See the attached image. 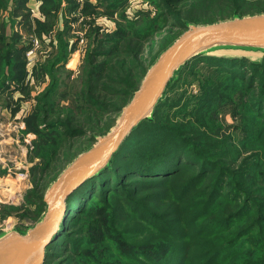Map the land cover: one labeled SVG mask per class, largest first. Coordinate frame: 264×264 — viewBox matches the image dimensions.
<instances>
[{"label": "trees", "instance_id": "obj_1", "mask_svg": "<svg viewBox=\"0 0 264 264\" xmlns=\"http://www.w3.org/2000/svg\"><path fill=\"white\" fill-rule=\"evenodd\" d=\"M29 1L0 0V8L6 2L5 10L9 12L4 20L3 36L0 37L5 45L0 55L3 65L0 93L9 88L3 81L7 72V81L25 84L27 75L22 71V57L32 49L33 44L19 45L22 36L13 31L9 36L5 24L8 19L10 27L14 28L21 25L17 16L24 19L22 24L35 27V32L43 38L44 32L50 33L55 27V23L47 22L48 18L59 17L57 12L53 13L52 6H58V10L61 8V13L64 11L63 19L66 11L80 9L79 0H37L42 4V19L31 21L33 14L30 17V12L27 13L31 10ZM181 1L185 0L156 2L160 12L166 13L169 12L166 9L169 4L174 6ZM85 2L87 7L84 9V4L83 12L86 15V9L92 5L89 0ZM125 3L126 0H114L108 5V13L119 12ZM63 4L67 6L62 7ZM231 6L233 8L234 5ZM235 16L242 15L235 13L231 18ZM80 17H75L74 21ZM65 21L70 22L68 16ZM143 22V26L127 22L126 26H120L104 37L99 29L94 30L95 38L85 57L80 93L87 105L101 114L118 112L120 115L139 89L149 68L178 38L143 69L140 84L133 83L129 76H125L127 68L120 58L133 56L137 64V54L159 31L156 29L158 18H146ZM168 22L167 15L166 25ZM67 23L64 27H69ZM211 23L215 22L206 24ZM190 24L201 25L195 21L186 22L184 30ZM58 41V51L47 63L50 67L37 66L40 71V75L36 73L37 79L50 77V85L36 97L38 106L35 113L40 114L44 122L36 119L34 127L38 136L59 140L51 150L37 145L43 155L40 164L34 168L36 175H41L56 162L65 142L86 134L85 127L75 125L73 118L76 113L72 107L65 108L69 116L55 111L53 94L57 93L61 84L53 70L68 63L74 51V47L62 41V33H59ZM226 53L239 55L208 54L188 62L176 74L156 108L154 118L136 128L114 156L111 166L79 188L70 199V214L63 237L72 252L73 256L69 257L73 260L72 264H264V53ZM199 67L208 68L210 76L202 81V94L194 98L191 115L185 113L186 117L189 116L188 120L175 124L170 120L173 114L168 110H175L180 100L171 99L170 93L184 73ZM17 68L21 70L19 73L15 71ZM111 82L125 86V99L120 108L96 96L98 89H110L107 83ZM233 95L241 96L239 113L242 114L243 139L225 136L222 129L217 128L219 119L215 109L222 107L225 101L233 102ZM41 123L45 125L42 129ZM112 128L106 133L94 135L95 143L96 137L107 134ZM98 190L99 200L93 202L91 198L97 196ZM40 202L45 209L36 223L47 209L44 196L40 197ZM98 214L110 221L107 231L97 223L84 227L85 222ZM29 227L18 230L25 232ZM83 237L87 241L83 242ZM93 239L99 244L100 260L76 253L77 249L84 247L83 244L93 242ZM56 243L48 248L45 264H51V251ZM107 252H111L115 259L110 255L105 258Z\"/></svg>", "mask_w": 264, "mask_h": 264}, {"label": "rangeland", "instance_id": "obj_2", "mask_svg": "<svg viewBox=\"0 0 264 264\" xmlns=\"http://www.w3.org/2000/svg\"><path fill=\"white\" fill-rule=\"evenodd\" d=\"M113 1L89 0L92 6L86 9L85 15L83 10L87 7V4L85 0H79L80 9L75 12L66 11L64 19V11L61 13V8L58 10V6H52L53 13L57 12L59 17L48 18L47 22L55 23V27L50 33L44 32L43 38H40V34L38 35L35 32V27L33 29L32 27H26L25 23L22 24L24 19L21 20L17 15L21 25H17L15 28L10 27L11 21L9 19L8 23H5L9 36L12 31L22 36L21 40L18 41L19 45L33 44L32 49L28 50L22 57L24 64H22L23 68H21L24 71V75H27L25 84L21 85L19 81H7V72L3 77V81L7 83L9 88L0 93V233L35 225L37 218L45 209V206L40 202V197H45L46 189L52 180L57 178L59 173L64 170L74 157L95 144L94 135L106 133L108 129L116 124L119 116L118 112L101 114V112H97L94 108L88 106L83 99L82 93H80L84 81L82 76L85 67V57L95 38L94 30L99 29L100 35L104 37L106 34L114 33L118 27L126 26L127 22H136L143 26L145 24L143 21L146 18L151 20L159 19V22L156 23V29H159V31L139 51L136 56L137 64L133 61V56L120 58V61L124 62L127 68L125 76H129L133 83L140 84L143 69L150 65L153 58L162 49L185 32L183 25L186 22L195 21L202 25L227 20L235 13L247 16L264 12V0H236V2H230L229 0H185L174 4V6L169 4L166 9L170 13L160 12L156 2L158 0H126L119 12L110 14L107 8ZM35 2L39 4L38 9L34 6ZM3 4L4 6L2 5L0 8V37L3 36V30L5 29L4 20L8 17L7 13H9L7 9L5 10L6 2H3ZM41 5V2L37 0L29 1L28 6L31 10L27 11V13L30 12V17L34 12V14L40 15H38L39 19H42ZM231 5H234L233 8ZM66 6V4L62 5V7ZM81 10L82 13L80 12ZM34 14L31 21L36 19ZM167 15L169 16L168 25L165 23V16ZM67 16L70 20V22L67 21L68 23L65 21ZM79 16H81L80 19L74 21L75 17L78 18ZM66 23L69 27H64ZM59 33H62V41L74 47V51L68 63H66L67 65L59 66L53 70L56 79L61 84L57 93L53 94V101L56 106L55 111L67 114L68 112L65 111V108L72 107L76 113L73 118L75 125L85 127L86 134L65 142L56 162L50 164L41 175H36L34 174V168L40 164V157L43 155L37 145L41 147L47 146L45 149L51 150V148L56 146L53 144H57L59 140L50 139V137L45 135L38 136V132L34 127V124L37 123L36 119L42 121L41 115L35 113L38 106L36 97L50 85V77L42 80L37 79L36 73L40 75L37 66L50 67L47 64L49 58L58 51L60 46L58 41ZM4 47L3 41H0V55ZM254 58L258 59L256 56ZM15 71L19 73L21 70L17 68ZM209 72L208 68L199 67L191 68L182 75L170 93L171 99L180 100L175 110H168L173 114L169 117L173 123L180 124L188 120L189 116L186 117L185 113L191 115V111L194 108L193 103H195L194 98L202 94V81L210 76ZM2 76L3 65L0 61L1 79ZM123 78L125 79L124 76ZM107 84L110 89H98L96 96L117 108L122 107L125 99V86H121L118 82ZM232 97H234L233 102L225 101L222 107L219 106L215 109L219 119L217 128L222 129V134L225 136L231 135L243 139L244 136L241 133L242 121L240 120V115L242 114L239 113L241 112L242 104L241 96L233 95ZM238 105H240L239 108ZM56 117H58V114ZM44 126V123H41L40 129L44 128ZM153 179L160 180V178ZM99 191L97 196L91 198L93 202L99 200ZM95 223L107 231L110 221L104 219L103 215L98 214L94 219L85 222L84 227L88 224L94 226ZM63 234L56 240L55 248L51 251L53 256L50 260L51 264L73 263V260L69 258L73 256L72 252L68 244L65 243ZM74 238L76 237L74 236ZM82 239L83 242L87 241L86 237ZM83 245L84 247H81L80 250L77 249V254L81 252L86 257H95L100 260L99 244L95 243V239H93V242H87V244ZM111 252H114L112 248ZM111 252H107L105 258L110 255L115 259ZM77 258L76 261H79V258Z\"/></svg>", "mask_w": 264, "mask_h": 264}, {"label": "water", "instance_id": "obj_3", "mask_svg": "<svg viewBox=\"0 0 264 264\" xmlns=\"http://www.w3.org/2000/svg\"><path fill=\"white\" fill-rule=\"evenodd\" d=\"M226 51L264 53V14L235 16L211 24L187 25L185 32L167 47L149 68L139 89L122 109L115 126L77 156L48 188L43 217L25 232L0 233V264H45L48 248L65 231L69 201L88 181L111 166L114 156L133 131L154 118L155 110L175 78L191 60Z\"/></svg>", "mask_w": 264, "mask_h": 264}, {"label": "crops", "instance_id": "obj_4", "mask_svg": "<svg viewBox=\"0 0 264 264\" xmlns=\"http://www.w3.org/2000/svg\"><path fill=\"white\" fill-rule=\"evenodd\" d=\"M34 4H35L34 6L38 9L39 4H38L37 2H35ZM33 14H34V12H33ZM34 15H35L36 18H38V15H39V14H34ZM39 16H40V15H39Z\"/></svg>", "mask_w": 264, "mask_h": 264}, {"label": "bare ground", "instance_id": "obj_5", "mask_svg": "<svg viewBox=\"0 0 264 264\" xmlns=\"http://www.w3.org/2000/svg\"><path fill=\"white\" fill-rule=\"evenodd\" d=\"M75 193H76V192H75ZM75 193H74V194H75Z\"/></svg>", "mask_w": 264, "mask_h": 264}]
</instances>
